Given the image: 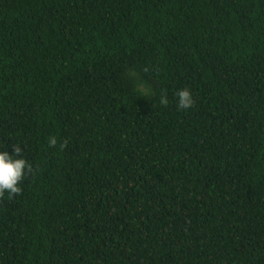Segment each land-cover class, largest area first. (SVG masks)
Masks as SVG:
<instances>
[{
	"label": "trees",
	"instance_id": "1",
	"mask_svg": "<svg viewBox=\"0 0 264 264\" xmlns=\"http://www.w3.org/2000/svg\"><path fill=\"white\" fill-rule=\"evenodd\" d=\"M0 264H264V0H0Z\"/></svg>",
	"mask_w": 264,
	"mask_h": 264
}]
</instances>
